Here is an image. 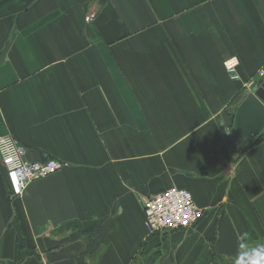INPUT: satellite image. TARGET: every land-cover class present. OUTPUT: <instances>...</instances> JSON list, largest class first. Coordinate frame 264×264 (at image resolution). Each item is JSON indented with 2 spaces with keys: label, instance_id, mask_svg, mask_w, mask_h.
I'll return each instance as SVG.
<instances>
[{
  "label": "crops",
  "instance_id": "0c3cea01",
  "mask_svg": "<svg viewBox=\"0 0 264 264\" xmlns=\"http://www.w3.org/2000/svg\"><path fill=\"white\" fill-rule=\"evenodd\" d=\"M262 71L264 0H0V137L66 165L0 163V264H264V132L228 136ZM172 187L205 216L147 237Z\"/></svg>",
  "mask_w": 264,
  "mask_h": 264
},
{
  "label": "built area",
  "instance_id": "2783aa9c",
  "mask_svg": "<svg viewBox=\"0 0 264 264\" xmlns=\"http://www.w3.org/2000/svg\"><path fill=\"white\" fill-rule=\"evenodd\" d=\"M236 66L235 59L226 63L230 72H234ZM263 76L264 71L260 73V77ZM254 85V82L247 84L249 88ZM0 162L13 178V193L16 198H22L33 182L58 174L66 167L57 160L28 161L25 147L10 135L0 137ZM143 207L144 227L148 237L157 233L190 229L201 222L205 213L196 205L190 192L176 187L145 200Z\"/></svg>",
  "mask_w": 264,
  "mask_h": 264
},
{
  "label": "water",
  "instance_id": "95a60500",
  "mask_svg": "<svg viewBox=\"0 0 264 264\" xmlns=\"http://www.w3.org/2000/svg\"><path fill=\"white\" fill-rule=\"evenodd\" d=\"M264 132V77L246 93L236 111L229 140L236 149L253 143Z\"/></svg>",
  "mask_w": 264,
  "mask_h": 264
},
{
  "label": "trees",
  "instance_id": "16d2710c",
  "mask_svg": "<svg viewBox=\"0 0 264 264\" xmlns=\"http://www.w3.org/2000/svg\"><path fill=\"white\" fill-rule=\"evenodd\" d=\"M253 145H254V142L251 143V144H248V145H246V146H244V147H242L241 149H236V148H235V150H242V151H237V152L242 153V152L246 151L247 149H249L250 147H252ZM228 230H229V229H226V230H225V232H226V238L223 239V243H224V245L226 246L227 249H231V248L234 247V241H233V239L229 238V235H228V233H227V232H229ZM229 245H230V246H229ZM83 257H84V256H82V258H83ZM263 257H264V255H263ZM155 260H156V259H153V258H152V260L150 261V264H154Z\"/></svg>",
  "mask_w": 264,
  "mask_h": 264
}]
</instances>
